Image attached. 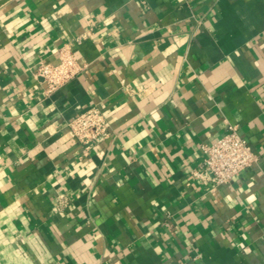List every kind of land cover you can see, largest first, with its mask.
Masks as SVG:
<instances>
[{"label":"crops","instance_id":"0c3cea01","mask_svg":"<svg viewBox=\"0 0 264 264\" xmlns=\"http://www.w3.org/2000/svg\"><path fill=\"white\" fill-rule=\"evenodd\" d=\"M64 44L83 68L45 95ZM229 124L257 161L205 184ZM0 264H264V0H0Z\"/></svg>","mask_w":264,"mask_h":264},{"label":"built area","instance_id":"2783aa9c","mask_svg":"<svg viewBox=\"0 0 264 264\" xmlns=\"http://www.w3.org/2000/svg\"><path fill=\"white\" fill-rule=\"evenodd\" d=\"M58 58L56 64L38 62L34 71L35 78H40L44 83L45 95H50L75 78L83 68L70 44H64L58 49ZM67 125L83 145V156L88 155L94 145L109 136V122L97 106H90L74 114ZM202 149V162L192 173L203 183L214 186L229 182L257 161V154L240 135L235 124H229L225 132L214 141L202 144ZM69 205V196L61 192L56 196L53 210L59 212Z\"/></svg>","mask_w":264,"mask_h":264}]
</instances>
